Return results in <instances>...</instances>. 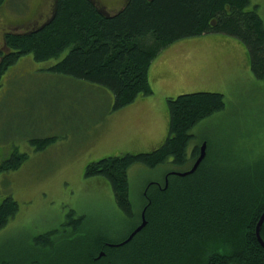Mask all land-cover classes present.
I'll use <instances>...</instances> for the list:
<instances>
[{
	"label": "trees",
	"instance_id": "16d2710c",
	"mask_svg": "<svg viewBox=\"0 0 264 264\" xmlns=\"http://www.w3.org/2000/svg\"><path fill=\"white\" fill-rule=\"evenodd\" d=\"M5 1L0 0V6ZM249 4L250 0H125L108 12L94 0H54L46 23L4 34L0 80L24 55L35 61L62 56L49 71L106 88L115 111L151 93L148 69L162 49L186 38L225 34L244 45L251 73L264 81V23ZM167 107L168 134L158 147L86 165L84 175L105 178L117 208L134 224L119 242L103 234L81 242L68 264H264V248L255 236L264 211V162L220 164L212 143L205 141V157L193 173L169 174L191 168L200 147L191 130L224 109V95L179 94L168 98ZM29 141L39 151L53 138ZM27 159V153L12 151L0 161V174L18 169ZM136 163L170 166L167 184L165 179L148 183L141 210L145 226L124 245L109 246L125 240L141 222V212H135L129 197L128 170ZM17 212L12 196L0 199V230ZM74 215L69 211L65 225L72 231L65 236L81 238L84 216ZM56 234L57 229L50 230L35 240L51 247ZM259 234L264 242V222Z\"/></svg>",
	"mask_w": 264,
	"mask_h": 264
},
{
	"label": "rangeland",
	"instance_id": "374dc122",
	"mask_svg": "<svg viewBox=\"0 0 264 264\" xmlns=\"http://www.w3.org/2000/svg\"><path fill=\"white\" fill-rule=\"evenodd\" d=\"M95 1L108 12L125 2ZM53 6L54 0H6L0 6V50L6 32L36 28L52 15ZM253 7L264 23V0H250L248 8ZM61 57L35 61L24 55L0 80V161L14 150L28 155L18 169L0 174V199L12 196L18 204L16 215L0 230V264H68L79 244L98 234L121 241L134 222L117 208L105 178L86 177L85 167L105 157L158 147L168 134L169 97L221 92L224 109L192 128L195 143H212L223 165L264 162V81L251 73L247 50L237 39L206 34L168 45L148 69L151 102L133 107L137 97L147 96L140 94L115 111L106 88L49 71ZM47 137L53 141L35 151L29 140ZM162 138L152 148L136 150ZM170 169L140 163L130 167L129 197L137 214L148 183H162ZM71 210L84 216L81 238L65 236L72 231L65 225ZM54 229L51 247L36 242Z\"/></svg>",
	"mask_w": 264,
	"mask_h": 264
},
{
	"label": "water",
	"instance_id": "95a60500",
	"mask_svg": "<svg viewBox=\"0 0 264 264\" xmlns=\"http://www.w3.org/2000/svg\"><path fill=\"white\" fill-rule=\"evenodd\" d=\"M95 1V0H94ZM96 2V1H95ZM205 154H206V143L203 142L201 144V146L199 147V155L197 156V158L195 159L194 163L192 164L191 168L185 172H170L169 174H172V175H177V176H186V175H189L191 173H193L198 165L201 163V161L204 159L205 157ZM167 174L166 177H165V185L167 184V176L169 175ZM264 222V211L261 213L257 223H256V227H255V236L259 242V244L264 248V242L263 240L261 239L260 237V228H261V225L262 223ZM146 224V220L144 218V210L141 212V222L140 224H138L132 231L131 233L127 236V238L125 240H123L122 242L116 244V245H110L109 246H121V245H124L125 243H127L128 241H130L134 235H136ZM103 255V253H100L99 256Z\"/></svg>",
	"mask_w": 264,
	"mask_h": 264
},
{
	"label": "crops",
	"instance_id": "0c3cea01",
	"mask_svg": "<svg viewBox=\"0 0 264 264\" xmlns=\"http://www.w3.org/2000/svg\"><path fill=\"white\" fill-rule=\"evenodd\" d=\"M150 79H152V75H151V71H150ZM170 95V94H169ZM174 97V96H173ZM170 98V97H169ZM137 99H138V102L137 103H134V104H132V106L134 107L136 104H139V103H146V102H151V96H150V94L149 95H147V96H139V97H137ZM137 108V107H136ZM135 108V109H136ZM166 122H167V124H168V113H166ZM166 131H167V129H166ZM163 140V138L162 139H158V140H156L155 142H153L152 144H150L148 147H146V146H141V147H139L138 149H136V150H145L146 148H152V146L153 145H158L161 141ZM147 145V144H146ZM141 148V149H140Z\"/></svg>",
	"mask_w": 264,
	"mask_h": 264
},
{
	"label": "flooded vegetation",
	"instance_id": "af4514ba",
	"mask_svg": "<svg viewBox=\"0 0 264 264\" xmlns=\"http://www.w3.org/2000/svg\"><path fill=\"white\" fill-rule=\"evenodd\" d=\"M51 17V16H50ZM50 17L47 19V20H45V21H43L41 24H39V26L40 25H42L43 23H46L49 19H50ZM39 26H37V27H39ZM35 29V28H34ZM33 30V29H32ZM30 31V30H29ZM7 33V32H6ZM4 48V47H3ZM2 50H5V49H2ZM2 50H0V51H2Z\"/></svg>",
	"mask_w": 264,
	"mask_h": 264
}]
</instances>
